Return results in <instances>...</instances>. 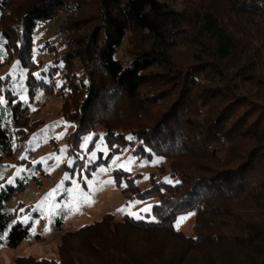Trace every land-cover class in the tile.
<instances>
[{
	"label": "trees",
	"instance_id": "obj_1",
	"mask_svg": "<svg viewBox=\"0 0 264 264\" xmlns=\"http://www.w3.org/2000/svg\"><path fill=\"white\" fill-rule=\"evenodd\" d=\"M24 1L15 9L17 0H0V67L19 69L24 96L55 86L77 92L63 115L78 144L99 122L110 145L131 140L153 160L187 165L169 171L176 184L151 180L142 191L124 188L129 198L156 197L157 220L124 215L113 223L105 216L66 234L78 241L62 240L70 245L58 260L17 263L264 264V0H95L93 29L71 21L59 54L48 37L41 40L39 49L52 56L37 65L39 28L68 6L80 17L91 0ZM123 42L129 47L119 55ZM57 74L63 84L56 85ZM9 76L0 73V161L29 120L26 98ZM118 98L128 108L118 104L115 111L140 117L131 127L115 126L121 133L101 121ZM147 104L157 106L148 119L141 109ZM102 158L110 162L113 154ZM23 184L0 187V242L14 214L6 202ZM187 211L195 217L190 235L174 225ZM28 233L29 225L17 221L4 238L14 247Z\"/></svg>",
	"mask_w": 264,
	"mask_h": 264
},
{
	"label": "rangeland",
	"instance_id": "obj_2",
	"mask_svg": "<svg viewBox=\"0 0 264 264\" xmlns=\"http://www.w3.org/2000/svg\"><path fill=\"white\" fill-rule=\"evenodd\" d=\"M24 2L17 0L14 4L15 9ZM94 3L95 0L83 3V11L78 18L72 6H68L65 10L57 12L45 29L39 28V33L33 41V47H38L32 52L33 65L46 64V60L52 56L39 49L41 40L47 37L50 43H54L59 54L62 49L59 43L65 42L67 33L65 30L71 21H75L77 26L81 25L85 32L93 29ZM128 47L129 45L123 42L118 54H126ZM83 69L84 66L77 62L74 70L81 74ZM0 73H9L8 79L13 78L14 85L21 89V96L27 101L29 118L26 120L27 124L19 129L18 142L10 155L2 157L0 161L1 188L6 185L17 186L20 182L25 183L14 190L6 202L5 208L14 214L0 242V264H19L18 259L26 257L58 260L61 251L65 249L63 251L65 252L66 247L70 245L62 246V240L66 239L64 242L71 244L78 241L74 236L68 237L66 234L85 224L97 222L105 216L111 215L113 223L120 221L124 215L132 216L134 219H138V215L142 217L140 219L147 221L157 220L152 210L157 202L156 197L149 198L136 194L129 198L123 192L124 188L132 193L142 191L153 184L151 180L154 182L165 180L170 184H176L179 181L178 177L170 176L169 171L176 167L185 168L187 163L182 165L181 162L179 167L180 160L173 158L153 160L148 155L136 151V143L130 144L131 140L122 144L112 142L110 145L107 142L110 134L105 133L106 128L99 122L93 124L92 129L86 132L78 144L79 138L74 133L75 126L70 122H64L63 115L72 107V102H77L79 97L77 92L75 95L72 90L60 92L55 86L56 88H51L52 90L38 91L29 96L27 93L24 96L26 86L19 69L2 65ZM55 77L56 85L63 84L58 74ZM118 104L128 108L127 100L118 98L112 104L114 107L108 108L111 116L101 121H105L108 128L117 130L136 124L135 120L140 118L139 115L128 116L129 113L115 111ZM141 109L142 113L145 111L143 117L148 119L149 113L153 114L157 106L147 104ZM95 111L97 117L103 112L100 106H96ZM119 125L122 127L115 128ZM121 129L119 133L122 132ZM111 139H114V136ZM23 143L26 146H22ZM76 145L79 150H76ZM61 149L66 150L61 152ZM110 151L113 158L110 162H105L102 157ZM67 152L72 156L69 157ZM99 152L102 153V157L98 156ZM144 208H150L151 211H141ZM180 217L185 219L177 227ZM194 220V212L187 211L176 217L174 225L186 235H190L193 232ZM17 221L29 225V233L20 244L12 247L7 245L4 236L10 226Z\"/></svg>",
	"mask_w": 264,
	"mask_h": 264
},
{
	"label": "snow or ice",
	"instance_id": "obj_3",
	"mask_svg": "<svg viewBox=\"0 0 264 264\" xmlns=\"http://www.w3.org/2000/svg\"><path fill=\"white\" fill-rule=\"evenodd\" d=\"M38 75V74H37ZM22 99H24V97H22ZM4 101L3 100H0V103H3ZM66 149H61V152H63V151H65ZM23 158V157H22ZM69 163H71V162H69ZM0 179H2V177H0ZM10 183H11V181H9ZM109 183H112V181H109ZM141 211H144V212H150L151 211V209L150 208H144V209H141ZM137 218L138 219H140V218H142V217H140V216H138L137 215ZM154 219V218H153ZM185 219V217H180L179 218V220H178V222H177V227H179V223L181 222V221H183Z\"/></svg>",
	"mask_w": 264,
	"mask_h": 264
}]
</instances>
